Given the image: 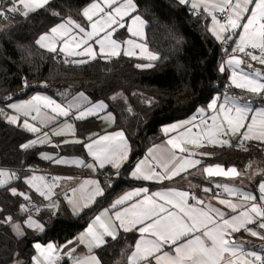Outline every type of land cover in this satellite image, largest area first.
I'll return each instance as SVG.
<instances>
[{
    "label": "snow or ice",
    "instance_id": "snow-or-ice-1",
    "mask_svg": "<svg viewBox=\"0 0 264 264\" xmlns=\"http://www.w3.org/2000/svg\"><path fill=\"white\" fill-rule=\"evenodd\" d=\"M180 4L188 3V0H179ZM49 4V0H8L7 7L0 6V18L9 19V14H18L28 17L30 13L43 9ZM204 6V11L212 16L213 28L210 29L217 40L223 42L233 41L235 47L232 48L234 55L230 56L227 63L232 67L230 76L231 84L237 89H241L254 96H258L264 101V71L256 69L249 62L254 61L264 66V0H192L191 7L198 9ZM227 13V19L221 22L216 15L209 9ZM136 11L133 0H94L88 7L83 9L82 15L91 22V31H87L84 26L68 18L66 22L52 27L48 33L39 36L36 43L41 48H46L49 52H56L59 48L61 53L66 56L88 57L95 60L97 52L89 41H94L99 45V54L108 57H117L121 54L122 44L113 38L117 28H124L122 21L129 17L131 23L127 26V32L133 37H143L144 20L140 16L131 15ZM54 15H59L54 13ZM96 17L94 20L93 18ZM75 30H78V33ZM240 31H237V30ZM103 33V35H101ZM229 33L228 35H224ZM238 37L233 39V37ZM128 47L123 50L125 56H135V49H140V56L149 61H155L159 57L148 51L145 44L137 43L135 40L128 39L123 41ZM243 54V56L235 55ZM243 57H247L248 60ZM67 62V61H66ZM73 63L86 64L87 59L73 61ZM242 65H246L251 71H244ZM137 68H151L152 63L136 64ZM220 72H224L223 65ZM82 95V94H81ZM115 99V97H113ZM15 110L17 115H7L8 123L17 125L20 116L28 117L33 111L36 120L40 117L41 123L47 126L57 117H68L72 110L79 109V103L69 102L61 105L55 100L46 96H34L31 100L21 104L9 105ZM41 107L50 109L54 115L41 113ZM105 105L103 102L83 110H78L75 114L76 120H83L88 116H94L98 111H102ZM208 107L215 113L208 120L201 119L199 132L193 133L192 121H185L173 124L163 129L165 134L185 129L167 140V147L163 148L159 156L153 155L157 167L161 172H157L152 165L146 161H141L135 167L131 175L138 180H154L162 182L172 180L182 172H187L189 168H194L201 163L200 160L191 159L190 156L196 155L190 152L187 145L195 147L219 146L232 147V139L239 141V147L245 148V142L258 141L264 143V107L253 108L251 102L245 100L241 103L237 98L225 96L224 102L218 105L217 100H213ZM203 111V110H201ZM2 112V110H0ZM111 119V116L108 117ZM23 128L32 133H38L40 128L23 121ZM67 132L75 135V128L72 123L65 122L61 127L54 128L53 136H63ZM96 134H93L95 136ZM43 139L31 140L22 144V149H29L37 143H46L49 134L43 133ZM227 137V138H224ZM90 143H84L88 155L93 158V164H85L83 160L56 159L54 162L72 163L77 166L83 165L88 168H95L98 164L104 168L106 164L119 169L124 161L128 159L129 145L122 131L109 133L92 139ZM64 143H83L80 140L68 141ZM160 146H157L159 148ZM154 151V150H152ZM188 153V156L178 155ZM200 155H210L200 153ZM45 159L52 160L53 157L45 156ZM203 171L209 176L238 177L240 173L236 168L225 170L221 165L208 166ZM16 174L8 170L0 169V187L8 184L15 178ZM44 177H32L26 181L41 196L50 198L52 189L57 184L48 185L43 183ZM61 177H53V181H58ZM71 179V177L67 178ZM36 181L40 183H36ZM86 185H92L91 191L85 193ZM219 186V185H218ZM13 196H23L25 200L30 197L23 192H18L16 188L9 189ZM75 194L78 189H72ZM81 199L85 202L80 205L73 200L74 210L79 211L87 208L95 198L104 194L103 189L96 180H86L80 186ZM205 192L211 189L205 188ZM224 191L229 196H237L240 203H235L231 199L214 197L224 211L211 203L198 199L190 193L176 189H167L152 192L149 189L139 188L133 192L126 193L110 209H105L100 215L88 225L85 232L78 238L80 244H85L88 253H92L94 248H98L106 243V237L116 239L120 230L125 233H139V238L134 242V251L128 257V264H264V255L255 251H245L242 245L236 243L232 238L234 233L242 230L253 237L264 240V183L259 185L261 193L260 203L257 197L237 189L224 186ZM143 194V195H142ZM127 207L119 208L134 197H141ZM193 200L195 203H190ZM21 210L26 211L25 205H21ZM237 213V214H232ZM11 220V217H7ZM28 227H35L43 231V225L33 220L31 217L27 221ZM256 224L258 229L248 227ZM19 232V225H15ZM72 244V241L68 242ZM66 247V246H65ZM39 254L33 257L34 264H57L59 257L56 253L58 247L48 244L43 247L39 243L35 245ZM75 249H71L67 255L72 258V264H101L96 255H85L83 257H73ZM40 258H43L42 260ZM17 264L21 262L17 261Z\"/></svg>",
    "mask_w": 264,
    "mask_h": 264
},
{
    "label": "trees",
    "instance_id": "trees-1",
    "mask_svg": "<svg viewBox=\"0 0 264 264\" xmlns=\"http://www.w3.org/2000/svg\"><path fill=\"white\" fill-rule=\"evenodd\" d=\"M92 2L94 0H49L43 9L26 18L18 14H9V19L0 18V106L12 91L15 92L13 99L36 92L55 95L61 90H70L84 93L91 101H103L114 118L111 129L122 130L128 140L131 153L128 163H131L145 151L149 141L161 139L162 126L187 120L206 108L224 84L234 87L230 82L231 74L219 70L223 65L220 59L229 54L233 41L217 40L209 31L208 22L203 24L198 13L177 0H133L135 13L147 24L145 44L159 57L154 62L120 54L74 66L36 45L37 37L58 22L68 18L81 21L82 10ZM0 6H9L8 0H0ZM148 63L153 67H135ZM234 89L232 94H237ZM262 103L264 105V101ZM89 122L93 121L77 124L79 134L83 135L82 130ZM33 137L34 134L8 124L0 116V169L14 172L17 168L46 166L39 158V147L21 148ZM258 145L254 148L263 151L264 143ZM212 155V164L235 166L236 169L240 161L248 157L233 146L215 147ZM46 167L58 174L72 171ZM111 173L107 169L99 171L107 176H112ZM104 180H108L104 181V194L75 216L39 211L37 217L43 223L40 233L27 230L22 238L14 239L7 229H0V264L8 263L14 251L26 263L35 242L60 244L67 241L83 230L115 196L132 186L120 182L119 177ZM5 188L0 187V215L13 219L18 216L22 201L7 195ZM28 210L34 211V208L29 206Z\"/></svg>",
    "mask_w": 264,
    "mask_h": 264
},
{
    "label": "crops",
    "instance_id": "crops-1",
    "mask_svg": "<svg viewBox=\"0 0 264 264\" xmlns=\"http://www.w3.org/2000/svg\"><path fill=\"white\" fill-rule=\"evenodd\" d=\"M118 2L122 3L123 0H118ZM177 2H179V0H177ZM216 2H218V0H216ZM191 3H192V0H188V3H186L184 5H187L188 8L193 10V11L205 12L203 5H200L198 7V9H193L191 7ZM88 6H86V7H88ZM212 10L213 9H211V8L209 9L210 12ZM82 12H83V10H82ZM135 12L132 13L131 15L136 16L137 14ZM205 13L209 14V12H205ZM93 19L95 20L96 17H94ZM64 22H66V21H61V22H58L57 24L64 23ZM76 22L81 24V25L82 24L86 25L85 26L86 30L91 31V22H89L83 15H82V20L76 21ZM207 22H208V29L210 31V29L213 28L212 16L209 15ZM122 23L125 24V27L124 28H117V31L113 35V38L116 39L118 42H121V44H122L121 54H123V50L128 47L126 44L123 43V41H125V40L132 39V40H135L137 43L145 44V31H146V27H147L146 22L144 23V26H143V37H133V36H131L130 33L127 32V26H128V24L131 23V20L129 17H125V20L122 21ZM57 24H55L54 26H56ZM54 26H52V27H54ZM50 29L45 33H48L50 31ZM74 31H76L78 33V30L74 29ZM42 34H44V33H42ZM42 34H40V35H42ZM211 34H212V32H211ZM228 34L229 33H225L224 35H228ZM101 35H103V33H101ZM39 36L37 37V39L39 38ZM237 38L238 37H235V36L233 37L234 40ZM37 39H36V41H37ZM36 41H35V43H36ZM89 43L92 44L93 48L96 50L97 58H102V59L113 58V57H108L106 55H104V56L100 55L99 54V45L95 44L94 41H89ZM36 45L40 49L49 52L46 48H41L37 43H36ZM233 47H235L234 43L230 48V52H229L228 57L226 59V63H227L228 59L230 58V56L234 55V53H232ZM135 52H136L135 56H128V57L140 59V60L147 61V62H154V61H149L147 59L142 58L140 56V49H135ZM51 53H56L61 58H67L68 63H71L74 66L83 65V64L73 63V61H77L80 59H87L88 62L92 61V59H89L88 57L66 56L64 53H61L59 51V48L56 52H51ZM235 55L243 56V54H240V53H235ZM244 59L248 60L247 57ZM249 62L253 64L254 68L261 69L262 71H264L263 70L264 66H261L260 64H258L257 62H254V61L249 60ZM241 67H243L244 71H246V72L251 70V69L247 68L246 65H242ZM230 82H231V80H230ZM236 90H237V94H226V95H224L219 102L217 101L218 105L220 103L224 102L225 96L237 98L236 96L245 95V96H247L249 101H250L251 96H254L251 93H248V92L243 91L241 89L236 88ZM34 96H46L52 100H55L57 103H59L61 105H67L69 102L79 103L80 107H79V109L74 108L72 110V114L69 115L68 117H57L56 120L51 121L50 123L47 124V126H45L44 124L41 123L40 117H37L36 120L32 119L33 116H36L35 111H33L28 117L20 116V120H19L17 125H13V124L8 123L6 120L7 115H17L15 110L12 109L11 107H9V105L21 104L25 101L31 100ZM237 99L241 103L244 102L243 98H237ZM215 100H218L217 97L215 98ZM3 101H5V103L2 106H0V110H2V112H0V116H2L3 119L8 124L13 125V126H17L21 129L25 130L22 125H23V121L25 119H27L29 123L34 124L36 127L41 129V131L38 133H32V132L25 130L29 134H34V137L32 140L43 139L44 138L43 137L44 132H47L49 134L48 142L37 143L35 146L31 147V148H36V147L40 148L39 158L43 162V164L48 166V167L49 166L50 167L51 166H57V167L66 168L68 170H72L70 173L64 171L63 173H61V175H59V177H61L62 179L58 180L55 183L58 186H56L52 189V194H51L50 198H45L44 196H41L34 188H32L28 183H26V181L28 179H30L34 176L35 177H41L42 176L45 178L43 183H46L48 185L53 184V182L51 180H48L44 175H41V174H36V173L19 174L18 177L11 179L7 185L3 186V187H6L5 190H6L7 195H9L11 197L18 198L20 201H22L21 205H25V207L27 209L26 211H22L21 207H20L18 216L11 219L10 221L6 219L8 216L0 215V229H3V228L7 229L8 233L14 239L22 238L27 230L31 231L33 233H40L41 232L39 229H37L35 227H28V224H27L28 218L31 217L33 220H35L38 223L43 225L42 221L37 217V213L41 210H48V211L52 212L53 214L65 213V214L73 215V216L79 214L84 208H82V210L75 211L73 204L69 203V200H73L74 202H77L80 205H82L85 202L84 200L81 199V192L79 191V189H80V186L86 180L98 181L100 184V187L103 189V192H104L105 191V187L103 188L104 181H108V180H104V179L100 178V176L102 174H99V171H101V170L107 169V170H109V172H112L111 173L112 176L117 177V178L119 177L120 182L132 184V186L126 187L121 193H119L117 196H115V198L112 199V202L109 205L101 208L94 215V217L89 221L87 226L83 230H81L79 233H77L75 236L71 237L67 241L60 243V244L56 243L54 241H48L47 243L35 242L32 245L33 246V253L31 255L30 259L26 263H24L23 259H21V257L18 256L17 251H14L12 254L11 260L6 264H17V261L21 262V264H34L33 257L39 256V254L35 248V245L37 243H39L43 247H46L50 243L58 247L59 251L56 253V255L59 257V259L57 260V264H72V258H70L67 255V253L73 248L75 249V251L72 254L73 257H83L85 255L91 254V255H96L99 258V260L101 261V264H128V257L131 255V252L134 251L133 245H134L135 240L139 238V233H135V232L125 233V232H123V230H120L116 239H112L111 237H106L105 238L106 243L103 244L102 246L98 247V248H94L92 253H88L87 246L85 244H80L78 242V238L80 237V235L83 232H85L88 225L95 219L96 216L100 215L101 212H103L105 209H110L112 204H114V202L117 199H119L120 197H122L126 193L133 192L139 188L149 189V194L152 192L167 190V189H176L179 191H185V192L190 193V195L195 196L198 199L204 200L205 204L211 203L213 206L219 207L224 211H229V210L225 209V207L223 205H220L218 203V200L215 199L214 198L215 196L212 194L216 189H220L222 191L223 196L219 197V198L231 199L235 203L241 202L239 197L229 196L224 191V186H228L230 188L237 189L240 192H246L248 194H251V195L257 197V200H256L257 203L261 202V200H260L261 193L259 191V185L261 183H264V175H261V172L260 173L256 172V169L254 167H253V169H254L253 173H255V174L252 175V177H254L253 180L248 181V182H243L240 179H238L237 177H235L234 180H232V181L230 180L231 178H224V179L229 180V182H227V184L221 182L220 181L221 178H206L204 176V174L198 175V173H195V172L191 173V171H192L191 168H189L187 172H182L179 176L174 177L172 180H165L162 182H158V181H154V180H142V179L138 180V179H135L131 175V173L135 170L136 165L138 163H140L141 161H146L147 163L151 164L152 168H153V166L157 167V163L153 159V155L159 156L161 150L163 148L167 147V143H166L167 140L170 139L172 136L178 135L179 132L185 130V129H177L176 131H172V132H169L168 134H165L163 131L164 128L169 127L173 124H178V123H182L185 121H192V124H189L186 127H192L193 133H196V132L200 131V128L195 127V125H199L201 119L208 120V122L211 123V120L209 119V117H211L215 113L208 106L204 109H201L203 111H201V110L197 111L193 116H191L187 120H184V121L182 120L179 122H175V123H171V124H167V125L162 126L161 130H160L161 139L156 141V142H153L151 145H148L147 148L145 149V151L139 157L135 158L131 163H128L129 159L131 157V153L129 151L128 159L122 163V165L119 169L113 168L111 165H108V164H106L104 166V168H100L97 164L95 166V168L93 169V168L85 167L83 165L77 166V165L72 164V163L57 164L54 161L56 159H65L68 161H71L74 159H80V160H83L85 162V164H93L94 163L93 158L88 155L87 149L84 147V143H90L91 142L89 137H91L92 139H98L99 136H103V135H107L109 133L122 131L119 129H113V128L111 129V127L113 126V123H114V118H113V115L111 114V112H109L108 106L105 102H103V101H91L88 98V96L85 95L84 93L77 92V91H70V90H66V92L63 93V95L62 94L59 95V93H57L55 95H49V94H46L43 92H36V93H33L32 95L25 97V98H21V99L6 98ZM101 102H103L105 107L102 111H98L96 115L88 116L87 118H85L83 120H76L75 119V114L78 110H83L86 108L93 107V106H95ZM251 106L254 109L257 108L256 107L257 105L251 104ZM41 113L42 114L47 113L49 116L54 115V113H52L50 109L43 108V107H41ZM109 116H111V119L108 118ZM86 120H92L93 122L88 123V125L86 126L87 128L82 130L83 135H81V133L80 134L78 133L77 124L80 122L86 121ZM65 122L72 123L74 125L75 135H72L70 132H67L63 136H53L52 135L53 129L61 127ZM88 127H90V128H88ZM93 134H96V135L93 136ZM124 136H125V134H124ZM125 138H126V136H125ZM224 138H227V137H224ZM65 140H68V141L80 140L83 143H67L66 144V143H64ZM126 140H127V138H126ZM127 142H128V140H127ZM256 142H258V141L245 142V147L249 143L254 144ZM232 144H233V147L238 148V149H242L241 147H239V141L236 138L232 139ZM258 144H260V142ZM128 145H129V143H128ZM157 146H160V147L157 148ZM187 147L190 149V152H193L194 150L201 149L200 147H195L192 145H187ZM208 147H211V149H213L216 146L215 147L208 146ZM152 150H154V151H152ZM194 153H196V155L190 156L189 158H191V159L194 158L197 160L204 159V156L200 155L199 151L198 152L194 151ZM177 154L181 155V156H188L189 155L188 153H179V152H177ZM209 154L210 155H208V157H209L208 159L210 160V158H212L211 157L212 153H209ZM46 155L53 157V159L52 160L45 159L44 157ZM208 162L203 164V162L201 161V163L198 164L197 166L199 167V166H203V165L206 166V165L212 164L210 161H208ZM157 168H158L159 172L162 171L161 168H159V167H157ZM4 170H8L9 172H13L12 170H9V169H4ZM237 171L239 172L238 168H237ZM186 175H189L190 177H187ZM80 176H83V178L80 179L79 178ZM69 177H71V179H67ZM177 178H192L193 184L192 185H185L184 182L169 183V182H172L174 180H177ZM109 180L111 181L112 179H109ZM36 183H40V182L36 181ZM92 187H94V186L86 185L84 188L85 193L91 191ZM10 188H16L18 190V192L25 193L27 196L30 197V199L25 200L23 198V196H20V195L13 196L9 190ZM74 188L78 189V191L75 194L72 191V189H74ZM205 188L211 189V191L205 192L204 191ZM142 195H141V197H134L132 201H128L124 205L118 206L117 209H113L112 211L114 212L116 210H119V208L127 207L130 203L135 202L136 199H141ZM99 197L100 196L96 197L95 200ZM95 200H94V202H95ZM94 202H92L90 204V206ZM189 202L195 203V201H193V200H190ZM29 206H32L34 208V211H29L28 210ZM0 210H1V208H0ZM232 214H237V213H232ZM15 225H19V232H17ZM248 227L259 230L258 225H256V224L248 225ZM259 231L264 232V230H259ZM232 238L236 241L237 244L242 245V247L244 248L245 251H255L261 255H264V240H261L258 237H253L243 230L239 233H234ZM69 241H72L73 243L69 244L68 243ZM40 259L42 260L43 258H40Z\"/></svg>",
    "mask_w": 264,
    "mask_h": 264
},
{
    "label": "rangeland",
    "instance_id": "rangeland-1",
    "mask_svg": "<svg viewBox=\"0 0 264 264\" xmlns=\"http://www.w3.org/2000/svg\"><path fill=\"white\" fill-rule=\"evenodd\" d=\"M82 26H86V25H83ZM239 31V29L237 30ZM235 45V44H234ZM264 70V68H263ZM251 71V70H250ZM66 90H61L59 91V95H63V93H65ZM237 98H243L244 101L245 100H248L247 96L245 95H239V96H236ZM249 101V100H248ZM250 101H251V104L252 105H257L256 107L257 108H262L264 107L263 106V103H262V99L258 96H251L250 98ZM235 139V138H234ZM259 143V142H258ZM258 143H250L248 144L245 148H242L241 151L243 153H247L248 154V157L244 160H241L240 161V166H239V173L240 175L237 177L238 179H240L241 181L243 182H248V181H251L253 180L254 177H252L253 174V167L256 169V172L260 173L261 172V175H264V150L263 151H260V149H255L254 146H259ZM216 147H219V146H216ZM264 149V147H263ZM190 150V149H189ZM195 152H198L199 151V154L200 153H212V149L211 147H202L201 149L199 150H194ZM193 151V152H194ZM257 151H260V154L259 155H255V153ZM204 156V159H201L200 161L203 162V164H205L206 162L210 161L208 158V155H202ZM211 157H213V155L211 154ZM194 159V158H193ZM212 159V158H210ZM219 160H222V159H219ZM205 166H196V168H191V173H198V175H202L203 174V168ZM187 177H190L189 175H186ZM231 181L234 180V178H231L230 179ZM221 182L227 184V182H229L228 179H224V178H221L220 179ZM180 182H184L185 185H192L193 184V179L192 178H177V180H174L172 182H169V183H180Z\"/></svg>",
    "mask_w": 264,
    "mask_h": 264
},
{
    "label": "built area",
    "instance_id": "built-area-1",
    "mask_svg": "<svg viewBox=\"0 0 264 264\" xmlns=\"http://www.w3.org/2000/svg\"><path fill=\"white\" fill-rule=\"evenodd\" d=\"M196 12V11H195ZM214 15H216V17L221 20V22H224L226 21L227 19V13H221L217 10H212L211 11ZM199 14L200 16V20L203 24H205L207 21H208V17H209V14L205 13V12H196ZM211 16V15H210ZM228 55H223L221 57V63L223 64L224 68H225V71L229 74L232 73V67L229 66L227 63H226V59H227ZM62 62L66 63V61L68 62L67 58H60ZM232 93H235V89L234 87H232L230 84H224L220 90V92L217 94V101L219 102L221 100V98L226 95V94H232ZM7 98H14L15 97V92H9L7 95H6ZM0 102H1V98H0ZM153 143V141H149L148 145H151ZM153 169L157 172H159L158 168L156 166H153ZM15 174H16V177L18 176L19 173L21 172H25V173H36V174H41V175H44L48 180H51L53 183H56L57 181H53V177H59V175L61 174H58L52 170H50L49 168H47L46 166H41L40 168H35L34 166H30V167H27L25 169H15ZM80 179L83 178V176H80L79 177ZM100 178L102 179H115L116 177L114 176H107L106 174L105 175H101ZM215 197H222L223 194H222V191L220 189H216L213 193H212ZM29 210H32L31 208H29Z\"/></svg>",
    "mask_w": 264,
    "mask_h": 264
},
{
    "label": "water",
    "instance_id": "water-1",
    "mask_svg": "<svg viewBox=\"0 0 264 264\" xmlns=\"http://www.w3.org/2000/svg\"><path fill=\"white\" fill-rule=\"evenodd\" d=\"M218 163L216 164H209V165H206L205 167H208V166H215L217 165ZM218 165H221L225 170L229 169V168H236L235 166H225V165H222V164H218ZM204 167V168H205ZM203 168V169H204ZM203 174L206 178H232V177H225V176H212V177H209L204 171H203Z\"/></svg>",
    "mask_w": 264,
    "mask_h": 264
}]
</instances>
